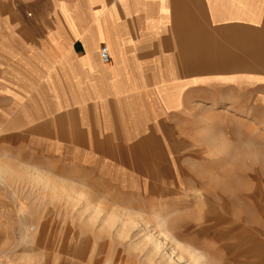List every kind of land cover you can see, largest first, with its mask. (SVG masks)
<instances>
[{
	"label": "rangeland",
	"instance_id": "374dc122",
	"mask_svg": "<svg viewBox=\"0 0 264 264\" xmlns=\"http://www.w3.org/2000/svg\"><path fill=\"white\" fill-rule=\"evenodd\" d=\"M74 1L0 0V44L10 42V25L21 21L32 43L39 28L67 19L62 7ZM2 56H11L0 49L5 258L34 251V262L42 264H189L180 247H199L208 258L216 256L212 264H264V104L251 107L245 94L213 93L204 101L191 96L187 107L147 115L146 123L134 125L137 131L125 124L114 134V154L93 161L109 166L104 176L81 169L85 159L78 164L73 157L49 156L27 139V128L35 125L10 105L23 102L29 79L16 75L28 69L17 61L7 69ZM7 72L15 75L9 83L15 92L4 91ZM218 213L221 224L213 221ZM245 215L250 224L243 223Z\"/></svg>",
	"mask_w": 264,
	"mask_h": 264
},
{
	"label": "crops",
	"instance_id": "0c3cea01",
	"mask_svg": "<svg viewBox=\"0 0 264 264\" xmlns=\"http://www.w3.org/2000/svg\"><path fill=\"white\" fill-rule=\"evenodd\" d=\"M62 8L67 19L39 28L32 43L28 25L26 36L10 27V42L0 44L11 56H2L5 68L17 61L28 69L16 75L29 79L23 102L10 110L35 125L27 139L49 156L85 159L81 169L106 176L109 166L93 161L114 154L125 124L137 131L147 115L187 107L191 96L245 94L251 107L264 104V0H75ZM13 76L3 75L5 92H15ZM6 254L8 264H42L34 251Z\"/></svg>",
	"mask_w": 264,
	"mask_h": 264
},
{
	"label": "bare ground",
	"instance_id": "6f19581e",
	"mask_svg": "<svg viewBox=\"0 0 264 264\" xmlns=\"http://www.w3.org/2000/svg\"><path fill=\"white\" fill-rule=\"evenodd\" d=\"M26 19V18H25ZM26 21H21L20 23H16V24H11L10 25V27L11 28H18V33H19V35H21V36H26V32H27V26L28 25H26ZM11 44V43H10ZM25 50V49H24ZM26 51V50H25ZM22 56V55H21ZM247 205V204H246ZM217 207V206H216ZM247 209V208H246ZM221 210V209H220ZM245 210V209H244ZM235 212H236V210H235ZM245 212H247V211H245ZM231 213V212H230ZM233 213V212H232ZM239 214V213H238ZM238 214H237V217H238ZM231 215V214H230ZM234 216V215H233ZM246 216V215H245ZM248 216V215H247ZM245 217L244 219H243V223H249L250 224V221H251V217ZM232 217V216H231ZM223 218V217H222ZM221 218V216H220V214L218 213V214H216L215 215V217H214V219H213V221H215V220H221L222 219ZM232 218H236V216L235 217H232ZM211 220V219H210ZM210 220H207V222H210ZM212 221V220H211ZM221 222H223V221H219V223L221 224ZM218 226V225H217ZM207 228H209L210 229V226L209 225H207V226H205V229H206V231H208L207 230ZM174 240V239H173ZM187 241V240H186ZM195 246V245H194ZM180 249H184V252H185V254H186V256H187V262L190 264V263H192V264H212L213 263V261H216L215 259V257H213V256H210L209 255V258H208V256H207V253H203L202 254V252H201V250H200V248L199 247H180ZM216 251H218V249H222V247H220V246H218V247H216V248H214ZM224 249V248H223ZM262 249H264V247L262 248ZM203 252H204V250H203ZM210 254V253H209ZM215 255V254H214ZM220 259V258H219ZM222 259V258H221ZM220 259V262L222 261ZM186 262V263H187ZM216 262H219V261H216ZM217 264V263H216Z\"/></svg>",
	"mask_w": 264,
	"mask_h": 264
},
{
	"label": "built area",
	"instance_id": "2783aa9c",
	"mask_svg": "<svg viewBox=\"0 0 264 264\" xmlns=\"http://www.w3.org/2000/svg\"><path fill=\"white\" fill-rule=\"evenodd\" d=\"M100 60L102 63H108L109 62V54L108 50L105 46H102L99 51ZM0 264H8L4 260V258L0 255Z\"/></svg>",
	"mask_w": 264,
	"mask_h": 264
}]
</instances>
